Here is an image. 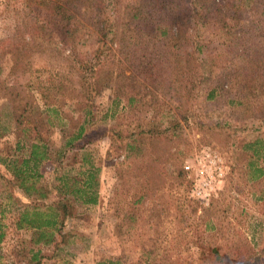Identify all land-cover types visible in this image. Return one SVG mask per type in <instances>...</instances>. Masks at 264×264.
<instances>
[{
    "label": "rangeland",
    "instance_id": "1",
    "mask_svg": "<svg viewBox=\"0 0 264 264\" xmlns=\"http://www.w3.org/2000/svg\"><path fill=\"white\" fill-rule=\"evenodd\" d=\"M140 3L104 0V10L109 18L123 19L125 7ZM27 4L0 0V264H20L36 247L46 256L52 254L42 264H110L111 258L119 264H257L255 255L264 245V150L255 163L261 174L252 178L245 144L255 136L264 138V118L239 103L245 101L244 92L218 86L225 79V65L210 77L202 70L203 82L196 84V78L172 87L168 70L154 73V85L160 89L154 91L135 70L140 44L127 35L122 50L117 39L106 44L112 63L105 58L103 68L111 73H103L105 78L98 82L90 114L99 135L79 150H64L62 160L75 167L83 153L94 157L98 202L79 206L68 195V215L55 238L62 235V244H33V230L18 225L20 213L50 212L48 207L57 199L51 170L58 168L56 151L80 122L83 100L76 72L66 66L72 45L31 35ZM79 12L86 14L77 33L79 50L89 52L96 45V32L88 23L93 13ZM138 12L144 13L143 8ZM189 32L203 40L206 53L209 48L210 54L217 51V34ZM133 90L140 93L128 106L117 92ZM151 94L156 102L141 105ZM151 118L160 123L152 132L145 125ZM91 130L90 125L86 133ZM37 135L50 157L34 167L36 175L23 179L31 185L24 194L11 166H19ZM213 156L217 177L208 175ZM199 167L204 173L196 171ZM198 188H204L206 196H197ZM140 194L144 197L137 199Z\"/></svg>",
    "mask_w": 264,
    "mask_h": 264
},
{
    "label": "trees",
    "instance_id": "2",
    "mask_svg": "<svg viewBox=\"0 0 264 264\" xmlns=\"http://www.w3.org/2000/svg\"><path fill=\"white\" fill-rule=\"evenodd\" d=\"M25 1L28 3V11L25 14L31 35L37 39L46 38L50 42L56 39L62 46L67 41L72 45L69 49L71 53L68 55L72 58L70 64L67 63L66 66L76 72L75 82L80 94L79 99L83 100L80 107L83 116L80 122L65 136L61 148L56 151L58 158L56 165L66 171L62 170L57 174L58 168L51 169L57 181L54 186L57 199L48 207L50 212L45 216L37 210L33 215H28L26 210L20 213L18 225L24 224L26 228L33 230L32 234L35 237L32 239L33 244L40 240L45 246L50 242H53L54 246L62 244V235L58 241L55 238L63 219L68 215V195L78 200L79 206L95 205L98 202L96 188L98 167L94 157L83 153L75 167L65 164L62 160L66 157L64 150L81 149L91 143L94 136L99 135L101 131L91 122L90 114L92 100L98 93V82L105 78L103 73L106 77L109 76V72L111 73L108 67L103 68L105 58H112L111 50L106 46L108 41L112 43L117 39L122 50L126 35L132 41L137 40L136 43L140 44L138 47L140 55L135 70L148 81L149 87L154 91L160 90L154 85L156 83L154 73L159 74L168 70L171 75L173 74L168 86L172 83L178 86L182 81L191 83L198 78L197 84L203 82L204 70L210 77L212 71L225 65L228 70L224 73L225 79L221 80L218 86L229 89L232 87L238 92H244L245 101L239 103L245 104L249 113H256L259 118H264V103L261 102L264 98V44H261L264 36V0H138L141 1L139 5L125 7L123 19L118 15L109 18L104 10V0ZM76 6H79L78 10ZM139 8H143L144 13H139ZM81 9H88L93 13L88 17V23L96 32L94 36L96 45L89 52L79 50L81 44L77 33L80 32L81 17L86 15L80 16ZM246 14L250 17L248 20L245 19ZM190 30L199 34L205 32L208 37L217 34V51L214 52L213 49L215 54H210V48L206 53V50L202 49L206 44L200 38L195 40ZM203 51L206 54H202ZM120 55L125 59L124 55ZM135 93L140 92L133 90L132 94L128 92L125 95L117 92L128 106L137 102ZM155 102L156 97L151 94L148 102H141V105ZM182 104L183 108L189 111L186 102ZM159 110L160 108L156 112ZM154 116L157 117L158 114ZM159 124L153 118L148 120V123L145 122L146 129L151 132ZM90 125L92 130L86 133ZM115 135L122 137L120 131H116ZM35 139L19 166L13 163L11 166V174L19 179L17 186L24 194L30 192L31 185H25L23 179L30 176V173L32 176L36 175L34 167L41 165L50 157V150L46 147L44 139L39 135ZM245 146L250 150L247 166H251V177L255 178L261 174V169L257 168L255 163L259 153L264 150V138L255 136ZM27 168L29 173L25 174ZM40 195L44 196L42 193ZM140 197L143 198L144 194L137 196V199ZM51 255L50 253L46 256L36 247L30 251L29 258L21 260L20 264H42V261H46L45 259ZM111 259L110 264H119L117 260ZM254 262L264 264V245L255 255Z\"/></svg>",
    "mask_w": 264,
    "mask_h": 264
},
{
    "label": "built area",
    "instance_id": "3",
    "mask_svg": "<svg viewBox=\"0 0 264 264\" xmlns=\"http://www.w3.org/2000/svg\"><path fill=\"white\" fill-rule=\"evenodd\" d=\"M216 160H217V157H215V156L211 157V159H210V161H212L214 163L213 164V171L208 173V175H210L211 177H213V176L217 177V169L219 167H217V161ZM196 164H198V163L196 162ZM183 167L185 169H189V165L188 164H185ZM196 171L201 174V173H204L203 171H205V170H203L202 167H199V168H196ZM207 183L208 182H206L205 180L202 181V185L203 186H205ZM195 193H196L197 196H202V195L206 196V192H204V188H203V190H201L200 188L196 189Z\"/></svg>",
    "mask_w": 264,
    "mask_h": 264
}]
</instances>
